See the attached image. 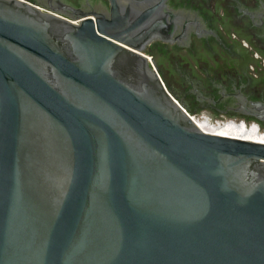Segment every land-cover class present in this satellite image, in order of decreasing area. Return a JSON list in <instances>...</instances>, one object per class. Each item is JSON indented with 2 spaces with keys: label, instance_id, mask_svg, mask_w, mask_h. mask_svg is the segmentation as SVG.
<instances>
[{
  "label": "water",
  "instance_id": "obj_1",
  "mask_svg": "<svg viewBox=\"0 0 264 264\" xmlns=\"http://www.w3.org/2000/svg\"><path fill=\"white\" fill-rule=\"evenodd\" d=\"M166 1L0 0V264H264V143L192 115L260 133L264 102L189 108L147 55L193 27Z\"/></svg>",
  "mask_w": 264,
  "mask_h": 264
},
{
  "label": "flooded vegetation",
  "instance_id": "obj_2",
  "mask_svg": "<svg viewBox=\"0 0 264 264\" xmlns=\"http://www.w3.org/2000/svg\"><path fill=\"white\" fill-rule=\"evenodd\" d=\"M29 1L48 8L111 7L110 0ZM166 4L178 19L192 24L189 37L183 34L176 43L155 41L146 50L154 59L155 47L173 53L182 89H172L189 108L198 112L204 107L213 117L235 114L224 110L242 97L264 102V77L253 69L264 67V0H167ZM195 88L204 101H199Z\"/></svg>",
  "mask_w": 264,
  "mask_h": 264
},
{
  "label": "bare ground",
  "instance_id": "obj_3",
  "mask_svg": "<svg viewBox=\"0 0 264 264\" xmlns=\"http://www.w3.org/2000/svg\"><path fill=\"white\" fill-rule=\"evenodd\" d=\"M192 115L199 126L208 133L264 143V132L259 133L260 126L255 121H252L249 127L245 120H239L238 122L227 121L217 127L216 124L208 123L205 119L199 120V116L196 119V114Z\"/></svg>",
  "mask_w": 264,
  "mask_h": 264
},
{
  "label": "built area",
  "instance_id": "obj_4",
  "mask_svg": "<svg viewBox=\"0 0 264 264\" xmlns=\"http://www.w3.org/2000/svg\"><path fill=\"white\" fill-rule=\"evenodd\" d=\"M148 55V54H147ZM148 58L151 60L152 59V56L151 55H148Z\"/></svg>",
  "mask_w": 264,
  "mask_h": 264
},
{
  "label": "rangeland",
  "instance_id": "obj_5",
  "mask_svg": "<svg viewBox=\"0 0 264 264\" xmlns=\"http://www.w3.org/2000/svg\"><path fill=\"white\" fill-rule=\"evenodd\" d=\"M151 55V54H150ZM195 114V113H194Z\"/></svg>",
  "mask_w": 264,
  "mask_h": 264
}]
</instances>
